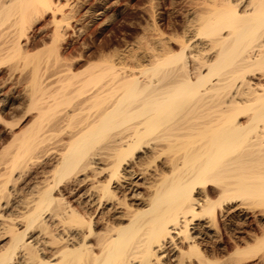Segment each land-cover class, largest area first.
Returning a JSON list of instances; mask_svg holds the SVG:
<instances>
[{
	"label": "bare ground",
	"instance_id": "bare-ground-1",
	"mask_svg": "<svg viewBox=\"0 0 264 264\" xmlns=\"http://www.w3.org/2000/svg\"><path fill=\"white\" fill-rule=\"evenodd\" d=\"M68 1L0 0V264H264V0L82 68Z\"/></svg>",
	"mask_w": 264,
	"mask_h": 264
},
{
	"label": "rangeland",
	"instance_id": "rangeland-1",
	"mask_svg": "<svg viewBox=\"0 0 264 264\" xmlns=\"http://www.w3.org/2000/svg\"><path fill=\"white\" fill-rule=\"evenodd\" d=\"M65 1L66 0H64V2ZM190 1L189 0H70L69 6L71 5L70 7H72V4H73L72 10H71L72 12H70V13H73L72 15H74V16L70 15L71 19L69 18V20L70 21L72 20L71 21L72 25H74L77 22L76 23L77 25L76 24L75 25H76V28L78 29V31H76L75 33H72V34H77V35H73L74 39L72 38V34H71L70 36H68V39H70V40H68L66 38V40L64 41L63 47H65V45H66L67 47H65V48H67V50L65 48H62L63 52H66V51L70 52L71 51V53H69V52L63 53V54H65L64 56H66L68 54L69 55L72 54L74 56L68 55V56H66L68 58H66V57L64 58L62 55L61 58L62 57L63 58L61 59V61L63 62L65 60L66 62H68L69 58L71 57V59H73V62H74L73 57H75V58L77 57L76 60H78V58L82 54L81 57L79 58V61H80L79 67L82 64L81 65V68H82V67H85L86 65H88L90 61L91 62L92 61L93 62L100 61V60H102L100 58H105V57H107L106 55H108L110 57V55L113 52V54H112L113 58H115V57L117 58V57L122 55L121 57L123 58V60L125 62L126 61L128 63L140 62L141 56H139V54L142 55L141 51H143V49L145 47L155 45L156 39L159 38L158 35L160 36V38H161L162 34L164 35V33L166 36H168L166 33L170 32L171 30H173L174 32L171 31L173 33H168L169 35L170 34L179 35L182 33V31H181V29H183L182 26H184V24L187 22V20L185 19V18H187L186 12H187L188 8L190 7V5H192V4H190L191 3ZM67 2H69V1L67 0ZM73 2H75V3H73ZM188 3L190 5H188ZM73 8L75 11L73 10ZM99 14H101V15H99ZM181 14H182V16H181ZM183 15H184V17H183ZM153 21H155V22L153 23ZM80 24H81V27H80ZM154 26L155 27L158 26L159 28L158 27H156V28H158V30L162 31L161 32L162 34H160V32L158 31V35L156 36V33H154V32H156L157 30H154V28H155ZM179 26L181 27L180 29H178ZM175 27H177V28H175ZM79 28H81V30L83 32H81V30H80V33H79ZM177 29L181 33H179V31ZM78 35H80V36H78ZM145 35H147V36H145ZM75 36H78V37H75ZM155 36L158 38L155 39ZM166 36H162V38L163 37L166 38ZM47 37H45L46 38L45 41L49 42V37H48V40H47ZM143 37L146 39H144ZM142 41H144V42H142ZM70 42H71V44H70ZM145 42L146 43L148 42V43L146 44ZM142 43H144L145 45ZM140 45L142 48L140 47ZM139 49H140V51H138ZM114 51H116V53L119 52L118 53L119 56ZM79 53H81V54L79 55ZM84 53H85V55H84ZM103 53H104V56L102 57L101 54H103ZM109 53H110V55H109ZM123 53H125V54H123ZM114 54H115V56H114ZM137 54H138V56H137ZM88 55H90L92 57V59L89 58L90 56H88ZM86 56H87V58H86ZM88 58L90 60H88ZM66 59H68V60H66ZM134 60H136V61H134ZM71 61H70V63H71ZM4 112H6V113L8 112L7 114L1 112V115L2 116L4 115L3 116L4 118H6L7 120H10V121L13 120L12 112H10V111H4ZM0 127H3V125L0 124ZM8 135L5 133L0 135V142H1L0 149L3 147V146H1L2 144L5 145V143H7L9 141L10 135H9V137H8ZM1 140H3V141H1ZM23 177L25 179H23ZM24 180L26 181V184L24 183L25 182ZM29 181L32 182L33 179L29 180V177L26 174H24L22 176V178L17 182L18 186H21V189L23 190V192H22V190H20L22 193H26L27 188L25 186H27L28 183H30ZM22 185H24V188H22ZM21 192H19L20 195H21ZM256 213L252 214V212H251V214H249V220L246 222V225L244 226L248 231L253 230L254 228H256V226H258V227L261 225L264 226V219L260 218V216L257 215ZM254 218H256V219H254ZM259 219H261V220H259ZM258 220L261 222L257 223V222H259ZM250 221L252 224L250 223ZM248 225H250V226H248ZM253 226H255V227L253 228ZM231 234H236V233L234 231H231Z\"/></svg>",
	"mask_w": 264,
	"mask_h": 264
}]
</instances>
